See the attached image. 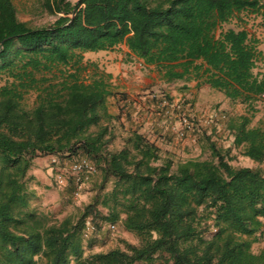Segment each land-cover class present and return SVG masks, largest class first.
<instances>
[{
  "label": "trees",
  "instance_id": "trees-1",
  "mask_svg": "<svg viewBox=\"0 0 264 264\" xmlns=\"http://www.w3.org/2000/svg\"><path fill=\"white\" fill-rule=\"evenodd\" d=\"M40 3L55 17L49 25L21 21L13 0H0V264H264V248L252 251L264 236V125H251L264 72H254L262 52L245 28L247 16L264 22V0ZM120 46L167 82L195 81L245 106L246 114L226 124L218 114L216 128L191 124L180 133L208 135L211 159L174 164L137 130L121 149L108 148L111 75L93 67L83 76L84 54ZM232 150L255 165H232ZM42 156L70 167L85 160L102 184L111 181L100 201L105 213L95 201L57 223L38 216L25 178ZM70 180L66 191L75 195L76 176ZM86 220L95 227L88 240ZM108 224L137 236L139 245L86 256L84 241L101 227L110 232Z\"/></svg>",
  "mask_w": 264,
  "mask_h": 264
},
{
  "label": "rangeland",
  "instance_id": "rangeland-1",
  "mask_svg": "<svg viewBox=\"0 0 264 264\" xmlns=\"http://www.w3.org/2000/svg\"><path fill=\"white\" fill-rule=\"evenodd\" d=\"M70 1L74 3L77 0ZM13 2L18 18L32 26L49 25L55 19L42 10L40 0ZM245 22V28L259 41L258 48L262 52V61L254 72H264V22L255 16L245 17ZM236 25L233 21L225 24L224 28H234ZM84 64L88 66L83 74L85 77L91 74L93 67L111 75L114 95L107 102L109 112L114 117L113 137L108 145L110 150L121 149L130 132L137 130L159 148L163 159H169L174 164L189 159L209 160L208 135H202L199 131L181 137L180 133L184 131L182 118L198 127L210 120L211 126L216 128L215 119H211L215 114L224 115L226 119L223 123L226 124L231 118L247 113L245 106L231 103L221 93L208 87L197 88L195 81H165L153 66L143 64L125 46L109 52L84 54ZM33 101L34 95L31 94L26 97L25 105L31 108ZM159 112L165 117L156 121L154 114ZM259 124L264 125V97L258 104L251 125ZM214 135L210 137L211 141H216L219 133ZM70 163L55 156H42L35 158L27 171L26 184L34 194L30 201L31 208L49 224L78 216L86 205L95 201L99 202L97 208L105 213L100 201L111 190V181L102 184L99 171H96L84 180L80 194L76 197L66 191L71 186L70 179L74 178ZM230 163L236 167L255 165L235 150H232ZM262 168L264 171V164ZM123 242L139 245L138 237L122 228L120 234H111L101 227V232L93 236V241H84L83 246L87 256L110 248H123ZM263 248V238L252 245L255 253Z\"/></svg>",
  "mask_w": 264,
  "mask_h": 264
},
{
  "label": "built area",
  "instance_id": "built-area-1",
  "mask_svg": "<svg viewBox=\"0 0 264 264\" xmlns=\"http://www.w3.org/2000/svg\"><path fill=\"white\" fill-rule=\"evenodd\" d=\"M215 118H216V114L211 119L213 120ZM208 122H211V121L209 120ZM208 122H206V123H208ZM182 123H183L184 129H186V130L191 129V124L185 118H182ZM70 171L74 176H76L75 196L78 197L80 194V191L82 189L84 180L88 176L94 174L95 169L93 168V166L91 164H89V162L83 160V161L74 163L70 167ZM84 176H86V177L84 178ZM107 227H108V230L110 231L111 234H120V232H121V228L116 224H108ZM94 230H95V227L91 223V221L86 220L85 225H84V229H83V239L88 240L90 238V236L92 235V233L94 232Z\"/></svg>",
  "mask_w": 264,
  "mask_h": 264
},
{
  "label": "crops",
  "instance_id": "crops-1",
  "mask_svg": "<svg viewBox=\"0 0 264 264\" xmlns=\"http://www.w3.org/2000/svg\"><path fill=\"white\" fill-rule=\"evenodd\" d=\"M251 162V161H250ZM252 163V162H251ZM263 239H264V236H263Z\"/></svg>",
  "mask_w": 264,
  "mask_h": 264
}]
</instances>
